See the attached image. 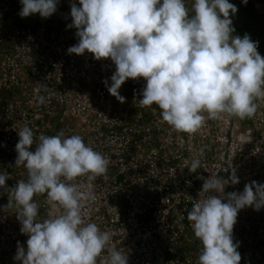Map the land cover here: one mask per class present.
<instances>
[{
  "label": "built area",
  "instance_id": "built-area-1",
  "mask_svg": "<svg viewBox=\"0 0 264 264\" xmlns=\"http://www.w3.org/2000/svg\"><path fill=\"white\" fill-rule=\"evenodd\" d=\"M71 2L59 0L57 11L40 23L18 25L20 0H0V172L8 173L6 187L27 179L26 169L15 166L20 128L29 126L34 139L61 130L65 137L79 135L109 160L105 175L76 181L83 180L96 197L82 209L85 222L107 230L111 247L126 255L128 264H197L201 243L187 215L204 179H227L235 169L240 182L227 185L225 193L242 192L252 181L264 184V100L257 101L252 118L225 115L206 119L193 134L174 130L155 105L139 107L143 78H130L121 86V103L103 82L111 84V59L68 54L78 43L77 30L68 28ZM193 2L185 0L190 14ZM75 3L79 6V0ZM263 11L256 10L253 17L244 10L240 26L233 24V35L248 34L262 57L264 21L258 14ZM253 22L254 29L242 28ZM40 84L47 85L39 93L46 97L43 105L35 92ZM201 148V165L193 173L189 167ZM34 200L37 218L45 219L50 210L46 193ZM8 202V193L0 188V264H20L14 259L17 245L26 248L28 237L20 231L15 209L4 211ZM233 238L240 242V264H264V208L241 210Z\"/></svg>",
  "mask_w": 264,
  "mask_h": 264
},
{
  "label": "clouds",
  "instance_id": "clouds-1",
  "mask_svg": "<svg viewBox=\"0 0 264 264\" xmlns=\"http://www.w3.org/2000/svg\"><path fill=\"white\" fill-rule=\"evenodd\" d=\"M20 2L21 18L35 13L49 18L59 0ZM242 2L246 5L248 0ZM70 8L68 28L77 30L78 43L68 48V54L88 52L98 61L111 59L115 65L111 84L103 82L121 103L125 102L121 86L130 78H143L139 107L155 105L162 120L178 132L193 134L206 119L225 115L252 118L257 101L264 100V57L248 34L233 35L231 15L238 9L229 0H194L191 14L185 0H79V6L72 0ZM42 88L47 85L35 89L41 105L46 102L39 95ZM18 136L15 166L26 169L27 179L7 188L8 173L0 172V188L9 197L4 211L15 209L20 231L28 237L26 248L18 242L14 259L20 264H128V257L111 247V234L82 216L85 204L96 197L83 180L76 181L86 177L91 182L105 175L109 160L81 136L65 137L62 130L34 139L25 125ZM203 155L201 148L191 172L200 168L198 157ZM239 182L235 169L227 179H204L187 215L201 243L197 264H240L234 225L246 207L264 208V184L252 181L242 192L225 193L227 185ZM45 193L50 210L40 220L34 196Z\"/></svg>",
  "mask_w": 264,
  "mask_h": 264
},
{
  "label": "trees",
  "instance_id": "trees-1",
  "mask_svg": "<svg viewBox=\"0 0 264 264\" xmlns=\"http://www.w3.org/2000/svg\"><path fill=\"white\" fill-rule=\"evenodd\" d=\"M229 2L233 3L234 5H236V7L238 9V11L236 13L237 17H236V19H233V24L234 25H239L240 26V15H241L242 11L248 10L250 12L251 16L254 17V16H257L256 10H259L257 7L262 6V8L264 9V0H248L246 5L242 2V0H229ZM32 15H34V14H32ZM259 16H264V11L261 14H258V17ZM16 23L18 25H23L18 20H17ZM255 26L256 25L253 22L252 24H250V23L245 24L244 27H242V28H244V29H254ZM262 33L264 34V30H263Z\"/></svg>",
  "mask_w": 264,
  "mask_h": 264
},
{
  "label": "rangeland",
  "instance_id": "rangeland-1",
  "mask_svg": "<svg viewBox=\"0 0 264 264\" xmlns=\"http://www.w3.org/2000/svg\"><path fill=\"white\" fill-rule=\"evenodd\" d=\"M257 8L259 9L258 11H261V10L263 9L262 7H260L261 9H260L259 7H257ZM19 11H20V10H18V13H19ZM236 17H237L236 14H235V15H231L232 20H233V19H236ZM37 19H39V17H38V13H35L32 19L24 18V20H25L24 22H25L26 24H29V25L32 24V25H33V24H35V22H36ZM259 19H260L261 21H264V16H259Z\"/></svg>",
  "mask_w": 264,
  "mask_h": 264
},
{
  "label": "bare ground",
  "instance_id": "bare-ground-1",
  "mask_svg": "<svg viewBox=\"0 0 264 264\" xmlns=\"http://www.w3.org/2000/svg\"><path fill=\"white\" fill-rule=\"evenodd\" d=\"M16 18H15V23L17 22V20L18 21H20L22 24H26L24 21V18H21L19 15H18V11L16 12ZM33 16L34 15H31V16H29V17H27L28 19H32L33 18ZM38 17H39V19H37L36 20V22H35V24H37V23H40V22H42V21H44L43 20V18H41L40 16H39V13H38ZM17 24V23H16ZM35 24H33V25H35ZM32 25V24H31Z\"/></svg>",
  "mask_w": 264,
  "mask_h": 264
}]
</instances>
